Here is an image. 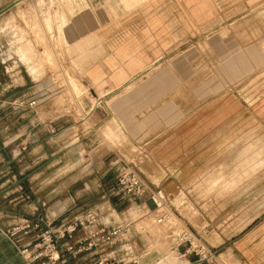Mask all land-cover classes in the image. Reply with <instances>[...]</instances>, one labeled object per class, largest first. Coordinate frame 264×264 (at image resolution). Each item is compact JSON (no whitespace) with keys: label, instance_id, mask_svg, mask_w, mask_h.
<instances>
[{"label":"crops","instance_id":"obj_1","mask_svg":"<svg viewBox=\"0 0 264 264\" xmlns=\"http://www.w3.org/2000/svg\"><path fill=\"white\" fill-rule=\"evenodd\" d=\"M19 1L0 0V13L13 6L0 15V26H4L7 17L25 3ZM127 3L133 8L114 17L110 23L107 18L103 27L92 34V37H99L102 50L98 44L90 47L89 52L97 57L89 59L82 79L100 104L88 110L91 123L85 120V116L84 123L75 121L70 126L67 100L63 102L64 95L59 92L55 96L41 97L43 100L33 92L22 95L26 89L17 90L11 81L16 74L7 76L9 69L15 66L8 69L0 62V230L8 231L26 218L35 221L38 211L37 207L20 206L24 194L19 195L15 184L8 179L16 157L8 154L7 146L14 144L15 150L20 152L29 149L45 153L46 157H56L52 163L58 167L63 163L66 150H76L78 144L89 147V142L84 143L85 137L82 138L86 124L92 129H101L96 150H108L100 147L106 143L103 130L114 122L116 116L127 137L121 141L123 147L108 154L106 161L112 162L110 177L116 174L117 162L124 160L169 203L181 224L170 228L156 224L153 215L142 204L128 202L115 190L108 194V201L99 206L84 210L75 206L46 210L44 205L42 211L45 213L38 215L53 221L94 211L116 225L129 224L128 234L108 249V255L118 257L131 251L140 257V264H153L166 258L174 259L176 264H188L193 260L192 256L183 258L184 249L176 248V239L183 226L204 238L219 257L223 256L220 252L226 246H231L232 258L228 253L230 250L225 251V262L233 259L232 264H264V226L248 228V233L241 238L236 237L237 234L228 238V234L238 227L230 230L228 223L221 221L226 212L223 198L198 194L210 182L205 175L208 169L225 166L227 143L224 136L239 133L226 130L228 123L225 122L226 118L234 117V112L226 110V104L234 108L236 102H225L221 95L223 87L216 95L211 91L219 89L223 81L241 77L247 52L243 48V57L231 65L236 72L230 71L232 67L227 72L220 70L223 60L219 52L213 51L214 47L211 52L209 49L205 51L217 59L216 72L212 69L210 75L208 62L196 69L187 64L179 67L172 64L177 55H186L192 50L189 46L193 40L220 37L222 28L218 29L224 24H236L250 18L256 22L257 10L264 7V0H145ZM214 32L218 34L213 37ZM198 70L200 73L194 75L193 72ZM19 96L34 99L37 107L33 110L12 107L11 101ZM76 128L82 129L76 131ZM81 138L83 141L78 143ZM6 140L9 142H4ZM31 161L34 163V158ZM48 162L46 160L42 165L49 166ZM145 167L151 168L148 171L155 183L148 181L143 170ZM7 199L8 205L7 202L1 203ZM124 203H129L130 207L119 211L117 206Z\"/></svg>","mask_w":264,"mask_h":264},{"label":"rangeland","instance_id":"obj_2","mask_svg":"<svg viewBox=\"0 0 264 264\" xmlns=\"http://www.w3.org/2000/svg\"><path fill=\"white\" fill-rule=\"evenodd\" d=\"M21 1L25 3L18 7L14 14L12 13L10 20L13 19V22H9L11 25L5 24L6 26H1L3 31L0 30L2 31L0 62L8 69L15 66L14 69H9L10 74L7 76L16 74V77L10 79L17 90L26 89L22 95L33 92L41 98L61 93L66 98L61 95L62 101L67 100L65 105L69 108L70 114L67 116H70V123L68 124L71 126L75 121L84 123L82 121L84 117L86 116L85 120L89 118L88 110L93 106H95L93 109L100 106L82 81L86 75L84 69L89 59L97 57L96 54L89 52L90 47L98 44V48L102 50L99 37H92V34L103 27L107 18L110 23L114 17L133 8L128 6L127 1L145 0H20L19 2ZM257 11L256 22L250 18L236 24L226 23L218 29L222 28L220 37L211 36V38L193 40L189 46L190 50L192 49L189 53L177 55L176 60H172V64H177V67L187 64L194 69L208 62L210 75L212 69L216 72L217 59L212 54L207 55L205 52L207 49L211 52V47H214L213 51L219 52L223 60L220 64L222 72H227L234 62L243 57V48L247 52L244 55L247 63L242 65L241 77L234 81H223L219 89L211 91L216 95L223 87L221 95L225 102L230 100L236 102L237 107L234 108L226 104V110L234 112L232 115L234 117L226 118L225 122L228 123L226 130L229 132L237 130L239 133L224 136L227 143L225 166L209 168L205 175H208L210 182L206 184L203 192H197L202 193L201 196L204 197L218 195L223 198L226 212L221 221L225 220L232 228L230 230L238 227L235 232L228 234V238L233 234L241 238L248 233V228L256 229L264 226V7ZM213 34L214 37L218 33ZM229 54L232 55L228 57ZM32 61L33 63L30 64ZM200 71L193 73L195 75ZM230 71L236 72L233 67ZM7 76L6 79L9 78ZM88 122L91 123L89 120ZM112 124L120 125L122 128L121 120L115 116L114 122L103 130L102 137L107 144L100 147L108 150L105 152L96 150L101 140V129H92L93 127L90 128L86 124L83 127L82 137L85 139L83 141L81 138L78 143L88 141L89 147L78 144L76 146L78 149L66 150L63 163L58 167L56 163H52L56 157H46L45 153H35L29 149L20 152L15 150L17 148L14 144L7 146L8 154L12 158L16 157L14 165H11L8 179L11 180V184H15L14 188L18 190L19 195L24 194L20 199L22 202L20 206L37 207L38 211L34 218L39 219L41 216L38 214L45 213L42 210L46 206L48 207L45 208L46 210L50 208L57 210L58 207L66 206H75L76 209L84 210L108 201V194L115 189V186L114 177H110L109 174L112 162L106 159L109 153L124 146L121 141L127 137L122 135L123 139L119 140L109 135L108 127ZM81 129L76 128V131ZM72 133L69 135L71 136ZM109 143L113 144L108 147ZM1 157L6 162L5 156ZM31 158H34V163ZM46 160H49V166L42 165ZM150 169L143 168L148 181L155 183L150 177L148 171ZM4 202L8 205L9 200L1 201ZM129 205V203L119 204L117 209L124 211L130 207ZM14 227L9 229L12 230ZM2 232L0 231V263L26 264L13 249L11 242L3 238ZM34 236L37 237L36 234ZM26 241H31V238ZM230 248L231 246H226L225 250L220 252L223 256H217V261L213 264H232L233 259L228 260L227 263L225 262L227 257L224 256L225 251ZM228 253L232 258L231 250ZM164 261L165 259H162L153 264H165ZM174 264H176L175 260ZM233 264L243 263L233 262Z\"/></svg>","mask_w":264,"mask_h":264},{"label":"built area","instance_id":"obj_3","mask_svg":"<svg viewBox=\"0 0 264 264\" xmlns=\"http://www.w3.org/2000/svg\"><path fill=\"white\" fill-rule=\"evenodd\" d=\"M10 105L20 110L37 107L36 101L28 96L17 97ZM116 168L114 190L125 200L142 204L160 226L170 228L181 224L169 203L130 164L119 160ZM130 228L129 224L116 225L108 217L88 211L72 219L39 218L34 221L26 218L12 230L2 233L26 264H72L74 261V264L85 261L89 264H140V257L131 251L118 257L108 255V249L126 236ZM35 234V239L26 241ZM15 236L19 237L15 239ZM176 248L184 249L183 258L193 257L188 264H213L219 256L204 238L184 226L176 239Z\"/></svg>","mask_w":264,"mask_h":264},{"label":"bare ground","instance_id":"obj_4","mask_svg":"<svg viewBox=\"0 0 264 264\" xmlns=\"http://www.w3.org/2000/svg\"><path fill=\"white\" fill-rule=\"evenodd\" d=\"M23 1H21V3H22ZM42 3V2H41ZM10 17L11 16H9V17H7V19L5 20V24H10L11 22H13V19H12V21L10 20ZM10 22V23H9ZM2 23V22H1ZM4 23V22H3ZM11 25V24H10ZM6 26V25H5ZM8 27V26H7ZM2 27L0 26V30H2L1 29ZM5 29V28H4ZM3 31V30H2ZM21 51V50H20ZM23 51V50H22ZM21 51V52H22ZM20 55H22V54H20ZM24 55H25V53H24ZM24 57L25 56H23V59H24ZM29 57V56H28ZM24 61H26V60H24ZM29 61H31V60H29ZM36 62V61H35ZM31 63H33V61L32 62H30V64ZM26 64V63H25ZM33 65V64H32ZM38 65V64H37ZM31 66V65H30ZM33 67H34V65H33ZM34 68H36V66L34 67ZM34 68H32V69H34ZM38 69V68H37ZM40 70V69H39ZM39 70H37V72L39 71ZM36 71H33V73H35ZM39 75V74H38ZM35 77H36V75H35ZM94 103V102H93ZM93 107H95V106H93ZM92 107V108H93ZM118 123V122H117ZM116 126V127H115ZM108 134L110 135H113L114 136V138H116V139H119V140H121V139H123V137H122V135H125L126 136V133H125V131L124 130H122V128H120V125H110L109 127H108ZM117 142H118V140H117ZM112 215V214H111ZM114 215V214H113ZM112 215V216H113ZM114 217V216H113ZM115 218V217H114ZM156 222V221H155ZM157 224V223H156ZM168 252H170V250L168 251ZM167 253V252H166ZM169 254V253H168ZM168 254H166V255H168ZM171 254V253H170ZM170 256V255H169ZM166 258V257H165ZM173 258V257H172ZM164 262H166L165 264H174V259H171V258H166L165 259V261ZM159 264H161V263H159Z\"/></svg>","mask_w":264,"mask_h":264},{"label":"water","instance_id":"obj_5","mask_svg":"<svg viewBox=\"0 0 264 264\" xmlns=\"http://www.w3.org/2000/svg\"><path fill=\"white\" fill-rule=\"evenodd\" d=\"M11 8H13V6H9L6 10H4V11H2L1 13H0V15L1 14H3V13H5V12H7L8 10H10ZM1 231V230H0ZM2 232V231H1ZM2 235H3V238L4 239H7V236L6 235H4L3 233H2ZM1 264V263H0Z\"/></svg>","mask_w":264,"mask_h":264}]
</instances>
